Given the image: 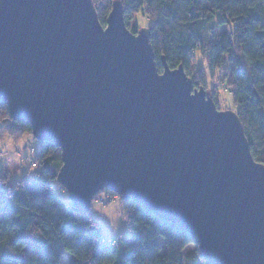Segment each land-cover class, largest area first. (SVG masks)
Masks as SVG:
<instances>
[{
	"label": "water",
	"instance_id": "obj_1",
	"mask_svg": "<svg viewBox=\"0 0 264 264\" xmlns=\"http://www.w3.org/2000/svg\"><path fill=\"white\" fill-rule=\"evenodd\" d=\"M113 5L98 26L91 0H0V102L61 151L56 182L78 212L110 186L206 264H264V164L237 112L163 57L160 75L149 29L132 34Z\"/></svg>",
	"mask_w": 264,
	"mask_h": 264
},
{
	"label": "trees",
	"instance_id": "obj_2",
	"mask_svg": "<svg viewBox=\"0 0 264 264\" xmlns=\"http://www.w3.org/2000/svg\"><path fill=\"white\" fill-rule=\"evenodd\" d=\"M121 0H111L113 3ZM143 0H126L128 8ZM156 19L150 24V45L157 69L163 57L171 69L183 67L196 42L209 47L214 59L229 61L239 84L236 108L250 153L264 164V4L260 0H148ZM109 14V13H108ZM104 18L101 25H105ZM125 26L127 22L124 18ZM232 25V30L223 26ZM259 25L260 30H257ZM137 33V29L130 31ZM215 39L212 42L211 39ZM167 54L159 56V51ZM179 64V66H174ZM17 124L30 128L25 121ZM17 124L5 127L16 128ZM51 153V155H49ZM61 151L40 143L42 160L36 179L26 186L0 187V264H206L197 248L183 254L193 240L176 225L149 214L140 205L128 218L133 241L102 244V229L89 212L80 213L63 202L56 182ZM0 174L7 175L4 169ZM133 203V202H132ZM62 218L60 236L46 227L53 213ZM163 239L164 246L159 241ZM13 249L14 251H9Z\"/></svg>",
	"mask_w": 264,
	"mask_h": 264
},
{
	"label": "clouds",
	"instance_id": "obj_3",
	"mask_svg": "<svg viewBox=\"0 0 264 264\" xmlns=\"http://www.w3.org/2000/svg\"><path fill=\"white\" fill-rule=\"evenodd\" d=\"M91 3L99 26L114 5L111 0H91ZM125 3L126 0H121L122 7H125ZM124 18L128 30L133 31L149 29L156 16L148 0H143L137 7L128 8ZM257 30H260L259 25ZM211 51L201 42H196L191 55L183 62L185 75L197 93L201 90L208 93L207 100L210 104L219 110L235 111L239 106L237 95L239 84L231 75L230 62L214 59ZM166 54L164 50L159 51V56ZM165 71L164 67H160L159 74L164 75ZM8 124H17V122L13 120L8 102L5 100L0 102V169H6L7 175L0 174V187H7L13 175L33 176L42 163L37 153V137L32 130L20 124H17L15 129L5 127ZM59 191L61 195L67 193V189L63 186L59 187ZM66 203L71 204L70 201ZM89 207L92 212L105 217L114 231L119 228L121 221L128 220V213L131 212V208L125 207L120 194L110 186L97 190L91 197ZM9 251L14 250L9 249ZM103 264H111V262L105 258Z\"/></svg>",
	"mask_w": 264,
	"mask_h": 264
},
{
	"label": "rangeland",
	"instance_id": "obj_4",
	"mask_svg": "<svg viewBox=\"0 0 264 264\" xmlns=\"http://www.w3.org/2000/svg\"><path fill=\"white\" fill-rule=\"evenodd\" d=\"M260 1L264 4V0H260ZM229 25H231V24L223 26V29L232 30V25H231V27H229ZM137 31H139V29H137ZM211 41L215 42L216 40L212 38ZM221 111H223V110H221ZM233 112L236 113V110L233 111ZM36 147H37V153H38L39 148H40L39 141H38ZM4 170L7 173V170L6 169H4ZM31 179H36V174H33V176H31V177H29L27 175L19 176V177L13 175L12 179H11V182L9 183V186L10 187H14L17 184H19L21 186L22 185L26 186ZM62 198H63V202H64L65 206H67L69 208L70 205L68 203H66V201H69V197H68L67 193H66V195H62ZM123 203H124L126 208H131V209L135 205L134 203H132L130 201H129V203L123 201ZM89 213L91 214L93 219L98 223L99 227H101L102 234H103L104 238H106V239L110 238V239L113 240L114 243H117V241H119L120 239L127 240L128 242L133 241V239L131 237V232L129 231L128 220L127 221H121L120 224H119V228L114 231L110 227L109 221L105 217H102V216L92 212L91 210L89 211ZM60 215L61 214L59 212L53 213L52 216H51V219L45 223L47 228L56 230L58 232L59 236H60V234H59L60 233V229L59 228H60L61 221H62V218H61ZM128 216L130 217V213H128ZM159 241L164 246L163 239L159 238ZM195 249H196V245H194V243L189 244L187 246V248L183 251V254H187L188 251H193ZM61 262H62V264L68 263L67 262V257L63 258L61 260Z\"/></svg>",
	"mask_w": 264,
	"mask_h": 264
},
{
	"label": "built area",
	"instance_id": "obj_5",
	"mask_svg": "<svg viewBox=\"0 0 264 264\" xmlns=\"http://www.w3.org/2000/svg\"><path fill=\"white\" fill-rule=\"evenodd\" d=\"M101 243H102V244H105V245H107V246H112V245H114L113 240L110 239V238H109V239L103 238L102 241H101Z\"/></svg>",
	"mask_w": 264,
	"mask_h": 264
}]
</instances>
